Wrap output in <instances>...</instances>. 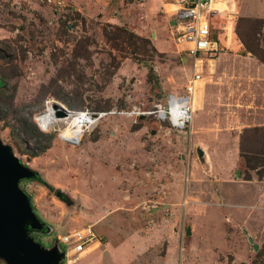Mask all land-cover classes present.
<instances>
[{"label":"rangeland","instance_id":"1","mask_svg":"<svg viewBox=\"0 0 264 264\" xmlns=\"http://www.w3.org/2000/svg\"><path fill=\"white\" fill-rule=\"evenodd\" d=\"M173 8L0 0V141L35 173L18 183L44 226L29 235L59 250L58 238L85 224L101 237L70 264H264V174L239 148L264 143V0H226L210 15L220 51L198 58L185 131L145 113L190 75ZM46 101L114 112L70 145L61 121L36 123Z\"/></svg>","mask_w":264,"mask_h":264},{"label":"built area","instance_id":"2","mask_svg":"<svg viewBox=\"0 0 264 264\" xmlns=\"http://www.w3.org/2000/svg\"><path fill=\"white\" fill-rule=\"evenodd\" d=\"M45 1L54 7L63 5V0ZM163 1L174 6L169 20L171 33L177 40L188 44L185 55L189 62L190 75L180 93L167 94L162 102H154L145 113L159 124L164 123L168 129L185 131L192 119L193 98L201 80L198 58L213 57L220 51L218 41L212 37L209 28L210 15L218 10L211 6L212 0ZM63 112V127L56 129L57 136L64 143L76 145L84 133L92 130L105 115L114 111L65 108ZM120 112L125 113L118 111ZM100 239L91 224H85L61 235L58 238V243L63 247L60 264L74 262L79 258V254L85 253L93 244H99Z\"/></svg>","mask_w":264,"mask_h":264},{"label":"water","instance_id":"3","mask_svg":"<svg viewBox=\"0 0 264 264\" xmlns=\"http://www.w3.org/2000/svg\"><path fill=\"white\" fill-rule=\"evenodd\" d=\"M54 109L57 117L64 116L62 110ZM34 177L35 173L0 141V258L6 264H60L63 257V251L56 246L45 248L29 235L31 230H43L44 226L18 183ZM185 233H190L189 227ZM252 248L256 250L257 245L252 244Z\"/></svg>","mask_w":264,"mask_h":264},{"label":"bare ground","instance_id":"4","mask_svg":"<svg viewBox=\"0 0 264 264\" xmlns=\"http://www.w3.org/2000/svg\"><path fill=\"white\" fill-rule=\"evenodd\" d=\"M225 3H226V0H212L210 4L215 8H217V7L221 8L222 6L225 5ZM168 8H170V7H168ZM193 103H194V98H193ZM44 106H45L44 110L37 115V118L35 116V121L43 130L46 131L49 128H52V125L56 121L64 120V117H57L55 115V112H54L55 109L54 108H58V109L64 111L65 106L58 104L54 101H46Z\"/></svg>","mask_w":264,"mask_h":264},{"label":"trees","instance_id":"5","mask_svg":"<svg viewBox=\"0 0 264 264\" xmlns=\"http://www.w3.org/2000/svg\"><path fill=\"white\" fill-rule=\"evenodd\" d=\"M247 51L253 53L251 48H249L246 44H244ZM264 129V128H262ZM260 130V129H258ZM264 144V143H263ZM263 144L258 146V150L254 151L244 146L242 142H240V155L242 156L244 163L248 169H256V173L264 174V146Z\"/></svg>","mask_w":264,"mask_h":264},{"label":"crops","instance_id":"6","mask_svg":"<svg viewBox=\"0 0 264 264\" xmlns=\"http://www.w3.org/2000/svg\"><path fill=\"white\" fill-rule=\"evenodd\" d=\"M161 3V0H154V5L155 7H159V4ZM170 5V4H168ZM262 44H260L261 46ZM200 92L199 90L197 91V95L199 96ZM197 97V96H196ZM195 98V97H194ZM258 98H264V62L258 60ZM261 108L263 114H264V104L258 106V108ZM193 116V113H192ZM192 121V119H191ZM194 121V120H193ZM195 124V126L197 125L195 122L192 124V126ZM264 185V183H263Z\"/></svg>","mask_w":264,"mask_h":264}]
</instances>
